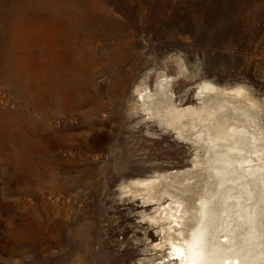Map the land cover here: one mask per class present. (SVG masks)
Here are the masks:
<instances>
[{
    "label": "rangeland",
    "instance_id": "1",
    "mask_svg": "<svg viewBox=\"0 0 264 264\" xmlns=\"http://www.w3.org/2000/svg\"><path fill=\"white\" fill-rule=\"evenodd\" d=\"M205 81L264 126V0H0V264H183L172 201L122 187L195 168L142 96L196 105Z\"/></svg>",
    "mask_w": 264,
    "mask_h": 264
},
{
    "label": "bare ground",
    "instance_id": "2",
    "mask_svg": "<svg viewBox=\"0 0 264 264\" xmlns=\"http://www.w3.org/2000/svg\"><path fill=\"white\" fill-rule=\"evenodd\" d=\"M198 96L203 107L179 109L160 82L142 96L148 102L145 113L200 154L188 172L132 180L122 190L134 189L146 203L172 201L162 209L164 218L174 222L165 240L183 264H264L262 110L241 86L228 91L205 81Z\"/></svg>",
    "mask_w": 264,
    "mask_h": 264
},
{
    "label": "flooded vegetation",
    "instance_id": "3",
    "mask_svg": "<svg viewBox=\"0 0 264 264\" xmlns=\"http://www.w3.org/2000/svg\"><path fill=\"white\" fill-rule=\"evenodd\" d=\"M159 79V78H158ZM158 79H157V82H158ZM157 82L154 84V87H153V91H154V89H155V86H156V84H157ZM203 83V82H202ZM202 83H199V84H202ZM199 84L197 85V87H196V91H195V93H194V100L195 101H198V104H196V105H187V106H182V107H179L178 106V108L179 109H183V108H186V107H201L202 106V104H203V101H201V99H199L200 97L198 96V91H199ZM236 87V86H235ZM235 87H231V88H226L228 91L230 90V91H233V89L235 88ZM152 91V92H153ZM177 105V104H176ZM142 112L144 113V115H146L147 117H148V115L145 113V111L142 109ZM151 120V119H150ZM151 121H153V122H155L156 123V121L155 120H151ZM157 124V123H156ZM157 126L159 127V125L157 124ZM160 128V127H159ZM166 131V130H165ZM169 132H171L172 134H174L175 136H176V134L173 132V131H169ZM176 138H177V136H176ZM178 139V138H177ZM181 141V140H180ZM183 142V141H182ZM184 143H186V142H184ZM186 144H188V143H186ZM247 167H249V165L247 166ZM185 170H187V169H183V170H173V171H171V172H169L168 174H171V173H176V172H183V171H185ZM167 204V203H166ZM157 245V244H156ZM156 245H154V247L156 246Z\"/></svg>",
    "mask_w": 264,
    "mask_h": 264
}]
</instances>
